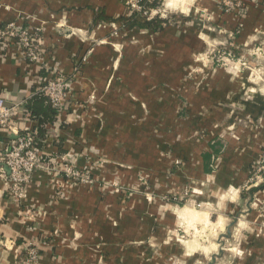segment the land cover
Listing matches in <instances>:
<instances>
[{"label":"crops","instance_id":"1","mask_svg":"<svg viewBox=\"0 0 264 264\" xmlns=\"http://www.w3.org/2000/svg\"><path fill=\"white\" fill-rule=\"evenodd\" d=\"M0 1V25L17 20L42 36L36 62L0 47V97L26 105L44 77L73 79L61 113L18 116L16 128H36L43 160L70 153L124 188L39 168L17 205L0 179V264H19L29 240L37 264H264V189L242 188L264 151V89L252 77L264 62L246 51L264 53V0H241L242 14L217 0H184L200 25L215 28L204 24L208 40L238 54L235 66L215 69L190 60L203 45L188 23L181 35L166 21L139 26L132 19L149 20L130 18L125 0ZM194 63L204 78L184 75ZM187 196L204 209L181 207ZM186 209L201 218L184 220L191 236L174 237Z\"/></svg>","mask_w":264,"mask_h":264},{"label":"built area","instance_id":"2","mask_svg":"<svg viewBox=\"0 0 264 264\" xmlns=\"http://www.w3.org/2000/svg\"><path fill=\"white\" fill-rule=\"evenodd\" d=\"M153 1L125 0V5L130 13L136 11L147 20H150L154 18V13H158L155 7L146 6V3H152ZM217 3L226 12H231L234 9L243 11L244 9L241 0H217ZM160 16L162 14L158 17ZM41 44L42 36L38 27L24 25L17 20H10L0 25V47L5 49L9 46L14 47L13 52H11L13 57L28 62H36L41 55ZM223 54H225L222 58L223 64L231 62V52L227 51ZM72 81V78L60 73L48 75L41 80L38 89L44 93L48 103L55 109L56 114L61 113L64 108ZM18 116H23L25 119L30 118L29 112L25 109V103L22 101L8 102L0 97V131L13 134L11 137L0 139V179L3 181L8 198L12 202L20 205L33 172L39 168L53 170L70 182L96 183L97 180L89 169L85 165L79 166L75 156L70 153L52 156L47 160H43L41 147L38 146V144H42L43 139L39 138L37 130L33 126L25 125L21 129H17L15 120ZM112 184L117 185L115 182ZM252 187L264 189V151L259 159L252 164L248 181L242 188L249 189ZM20 214L27 217L28 214H31V211L24 208L20 211ZM25 244V254L20 259L19 264H37V242L29 240Z\"/></svg>","mask_w":264,"mask_h":264},{"label":"rangeland","instance_id":"3","mask_svg":"<svg viewBox=\"0 0 264 264\" xmlns=\"http://www.w3.org/2000/svg\"><path fill=\"white\" fill-rule=\"evenodd\" d=\"M156 3H155V9L158 11V13H154V18L155 17H158L161 13H162V19H164L167 23L166 26H168V24L172 25V27L176 28V31L179 35H181V31L183 29H185V27L187 26H190L194 29L195 31V35L197 36V38L199 39V41L201 42V44L203 46H198L197 45V49H195V46L193 48V52L189 53L188 56L190 57V60L192 61H196V62H203L204 63V60L208 59L210 63L213 64L214 68L216 66H223V56H225V54H223V52H227V51H230L231 52V55H232V60L231 62H229L228 64H225L224 66H235V62H236V58L238 54L235 53V51L233 49H227V48H224V46H222L221 44H216V42H214L213 40H208L207 36H205L204 34V24L206 27H209L210 30H212V32H215V28L211 26V22L209 24H207V22L205 21L204 23V18L202 19L201 23H203L202 25H200V21L199 20H196L194 19L193 16H191L190 12H191V9L190 7H193V5L191 6L190 4L184 2V0H175L176 1V4L174 1L171 2L170 6H167V8L164 6L163 8V5L164 3L166 2V0H155ZM167 2H170V0H167ZM200 13L201 10H199ZM185 13V14H184ZM158 15V16H157ZM185 15V16H184ZM202 15V14H201ZM203 17V16H202ZM178 21V22H177ZM194 21V25H196V28L194 26H192L193 24H191V22ZM197 21V23H195ZM199 22V23H198ZM164 23V22H163ZM188 23V24H187ZM187 24V26H186ZM165 25V24H163ZM178 35V36H179ZM233 35L231 34V36L229 37H232ZM117 43V42H115ZM259 43V42H258ZM264 43V42H262ZM262 44H252L251 46H260ZM255 49V48H253ZM121 48H120V44L118 43L117 46H116V53H117V56L119 57L120 56V53H121ZM246 51H250V58L254 61V62H258V63H261V62H264V53L262 55H260L259 51L256 50V52H252L253 50L251 49H246ZM88 53H86L84 55V58L82 59V62H86L87 59H88ZM187 57V58H189ZM235 60V62H234ZM244 63V62H243ZM204 65V64H202ZM246 66V64H245ZM185 73L184 75H187L188 77L190 76H193L195 75L196 77L198 78H204V66L203 67H199L196 65V63H194L193 65H190L188 66L186 69H185ZM257 77L258 78V84H257V88H263L264 89V68H259V69H256L253 71L252 73V77ZM89 171H90V167L88 165H85ZM91 173V171H90ZM97 181L96 183H93V184H87V183H82L84 185H87L88 187H99V188H104V187H108V185L110 187H112V189H114V191H122L124 188H122V185L116 183L117 185H114V184H110L106 181H103L102 179H100L98 176H93ZM117 188V190H116ZM234 189H230V192H233ZM187 191H184V195H187ZM264 203V201L262 202ZM181 207L182 206H185V207H188L190 209H194V210H201V209H204V203L202 202H199V201H193V200H190V198L187 196L186 197V200L182 201L180 203ZM199 204V205H197ZM186 213L188 214V218H181V223L179 224V229H177V232L173 235L174 237L175 236H182L183 234L186 233V236L188 234V232L184 231L183 232V225H185L187 221V224H191L193 221H196V220H200V218L197 216L198 214H193L194 212H191L189 210H185ZM182 212V211H181ZM183 213V212H182ZM186 224V225H187ZM192 234L193 233H200V231L198 232L197 229H192ZM190 232V231H189ZM189 236L190 233L188 234ZM204 237V236H203ZM182 238V237H181ZM189 238V237H187Z\"/></svg>","mask_w":264,"mask_h":264},{"label":"trees","instance_id":"4","mask_svg":"<svg viewBox=\"0 0 264 264\" xmlns=\"http://www.w3.org/2000/svg\"><path fill=\"white\" fill-rule=\"evenodd\" d=\"M155 3H156V1L154 0L152 3H146V6L154 7ZM136 13H137L136 11L133 12L130 18H133ZM233 13L242 14L243 11H238L237 9H234ZM132 20H133L132 22H135L139 26L151 27V28L152 27L153 28H160L161 27L160 24L163 21H165L164 19H162L160 17H155L153 19H150L149 21H144V22L136 21L135 19H132ZM152 23H153V26H152ZM165 24H167V23H165ZM25 109L27 112H29L30 118H33V116H36V115L42 116V117H44V115H46L47 116L46 119L50 120V119H52V117L54 119L55 115H56L55 109L51 107V105L47 101L46 96L42 92L38 93V95L31 98L28 101V103L25 105ZM43 122H44V120L40 118L38 123L42 124ZM39 131H40V127L38 128V132ZM38 146L41 147V144H38ZM254 188H256V187H254Z\"/></svg>","mask_w":264,"mask_h":264},{"label":"water","instance_id":"5","mask_svg":"<svg viewBox=\"0 0 264 264\" xmlns=\"http://www.w3.org/2000/svg\"><path fill=\"white\" fill-rule=\"evenodd\" d=\"M10 135V134H9ZM229 234V231L227 232Z\"/></svg>","mask_w":264,"mask_h":264}]
</instances>
